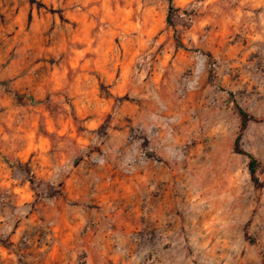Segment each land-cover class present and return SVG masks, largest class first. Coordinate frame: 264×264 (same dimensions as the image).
Returning <instances> with one entry per match:
<instances>
[{
	"label": "rangeland",
	"instance_id": "374dc122",
	"mask_svg": "<svg viewBox=\"0 0 264 264\" xmlns=\"http://www.w3.org/2000/svg\"><path fill=\"white\" fill-rule=\"evenodd\" d=\"M171 4L169 23L168 0H0V256L49 264L56 247L59 264H86L98 229L100 245L132 247L162 191L171 264L263 253L264 0ZM235 105L259 118L240 145L260 188L232 147ZM111 191L116 219L141 229L91 222L73 240L66 219Z\"/></svg>",
	"mask_w": 264,
	"mask_h": 264
},
{
	"label": "crops",
	"instance_id": "0c3cea01",
	"mask_svg": "<svg viewBox=\"0 0 264 264\" xmlns=\"http://www.w3.org/2000/svg\"><path fill=\"white\" fill-rule=\"evenodd\" d=\"M262 58H263V64H262L261 68L263 67V69H264V56ZM234 71H237V70H232V72H234ZM232 86H234V85L232 84ZM249 122H259V120L258 121L257 120H249L246 123V127L248 126ZM246 127H245V129H246ZM250 154H252V153H250ZM253 156L258 160V158L255 155H253ZM258 161L260 162V160H258ZM258 169H257V175L259 178ZM248 174H249V171H248ZM249 178H250V175H249ZM74 182L81 183V180L72 179L71 184ZM252 185L254 186L253 183H252ZM255 188H257V187H255ZM133 189L135 190L134 194L137 196L136 200L140 199L139 196L141 195V191L139 192L136 183L134 184ZM162 192H161V194H159L158 198H153V197L151 198V202L153 201V204H151L152 208L149 211V216L147 215L145 220H144L145 224L147 225L145 228V231H143L141 229L142 224H141L140 218H138V217L136 218L137 220H133V218H132V220L131 219L128 220L127 218H122L121 220L116 219L117 212L114 211L115 210L114 208L117 205V204L116 205L114 204L116 194H113L112 191L106 195V197H107L106 200H104V199L102 200V198H101V200L97 202V205H99V207H96L97 210L95 209V211H88L86 209H82V210H80V213L77 210V214L75 216L73 215L71 218H67L66 222L72 224L71 226L69 225L70 226L69 236H72L73 240L80 238V237H78V235H76L77 230L81 229V227H83L84 224L91 223V222L94 223L95 226H99V224L106 222V220L108 222L110 220H113L114 223H119L118 226L117 225L116 226L111 225L112 228L114 229L113 234H115V235L116 234H119V235H122V234L126 235L127 234L126 232H123V233L121 232V230L123 228L120 225L123 223L125 224V228H127L131 225V226H135L137 228V231H139L141 229V232L136 233L135 237L132 238L133 240H130L132 247H126L123 249L121 247H119L118 249L115 247H108L107 248V247L100 245V242H99L100 238H99V234L97 233V231L99 229L94 231V232H96V235H94V236L89 235V236H87V238H82V239H86L87 242H82V240L79 239L83 243V246L85 247V249L87 251L86 264H171V260H172L171 256L179 255L180 249H177L175 247L170 249L167 246V244H165L169 240V235L167 232L168 229L165 230L166 226L164 225L165 222L168 220H166V216H164V215H158V214L153 213V210H155L156 208H157L156 211L158 212V208L161 209V208H164V206H165V202H164V198H163L164 193H162ZM109 196L112 198H109ZM108 198H109V200H108ZM159 198H161V200ZM112 204H114V206H112L110 208H112L113 211L110 213V215L108 213L106 214L105 210H106L107 206H110ZM148 207L150 208V205H148L146 207V209H148ZM147 212H148V210H147ZM92 213H94V215H92ZM115 220L117 222H115ZM248 221L249 220H247L246 223H248ZM151 225L156 226V228H154V227L151 228V230L155 233L150 232V226ZM122 231H124V230H122ZM108 232L109 231H107V233ZM62 233H63V231L60 228V230L54 231L53 233H50V235L51 236L55 235V236L60 237L62 235ZM177 238H179V236H177ZM259 240H260L259 244H260V246H262L261 248H263V253H261L259 255L258 254L259 252H257L258 249L256 248L255 250H253V248H252L251 252H249L247 255H245V264H251L254 262L259 263V264H264V230L262 233H260ZM72 244H73V246H76L77 241L72 242ZM64 245L66 246V244H64ZM44 249H45L44 247H38V248L33 250V254L35 256H37L38 258H42L41 260H45L44 255L41 256L42 251ZM54 250H55V252H54ZM63 250H65V249H63ZM124 254L130 255V259L128 257H126V259H123ZM12 257H13V253H11L9 250H5L4 253L2 254V256H0V264H17ZM25 258L28 261L27 264H33L31 261H29V258H27V257H25ZM260 259L262 260V262L260 261ZM179 260H180V258L177 259V262ZM182 261H183V259H182ZM48 263L49 264H59L58 248L53 247V249H51L50 260ZM173 264H178V263H173ZM225 264H232V263L231 262H227V263L225 262Z\"/></svg>",
	"mask_w": 264,
	"mask_h": 264
},
{
	"label": "trees",
	"instance_id": "16d2710c",
	"mask_svg": "<svg viewBox=\"0 0 264 264\" xmlns=\"http://www.w3.org/2000/svg\"><path fill=\"white\" fill-rule=\"evenodd\" d=\"M168 1H169V7H168V13H167V22L170 23L171 22V14L174 11V8L171 4V0H168ZM171 25H173V24H171ZM235 108H236L237 113L239 115V130L234 137L232 147L236 153L244 154L247 156V158H248L247 167H248L250 179H251L252 183L254 184V186L259 188L262 185V182L258 178L257 169L259 167H261V163L252 154L244 151L240 145L241 137H242L243 131L246 127V123L249 120H257L258 121L259 118H256L255 116L249 114L246 110H244L243 108H241L238 105H235Z\"/></svg>",
	"mask_w": 264,
	"mask_h": 264
},
{
	"label": "built area",
	"instance_id": "2783aa9c",
	"mask_svg": "<svg viewBox=\"0 0 264 264\" xmlns=\"http://www.w3.org/2000/svg\"><path fill=\"white\" fill-rule=\"evenodd\" d=\"M146 152L145 151H141L140 152V156L143 158V159H146Z\"/></svg>",
	"mask_w": 264,
	"mask_h": 264
}]
</instances>
